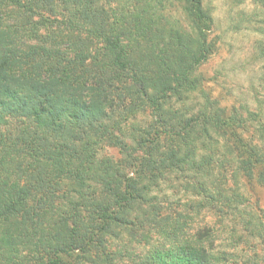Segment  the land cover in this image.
I'll return each instance as SVG.
<instances>
[{"label": "trees", "instance_id": "obj_1", "mask_svg": "<svg viewBox=\"0 0 264 264\" xmlns=\"http://www.w3.org/2000/svg\"><path fill=\"white\" fill-rule=\"evenodd\" d=\"M212 24L203 0H0V264H264V208L243 191L264 188V150L212 108L172 104L199 90ZM129 121L135 156L100 158L128 155ZM187 173L186 207L215 222L122 261L112 227L158 228L147 195Z\"/></svg>", "mask_w": 264, "mask_h": 264}, {"label": "rangeland", "instance_id": "obj_2", "mask_svg": "<svg viewBox=\"0 0 264 264\" xmlns=\"http://www.w3.org/2000/svg\"><path fill=\"white\" fill-rule=\"evenodd\" d=\"M203 5L209 11L213 24L208 36V43L212 46L211 52L198 68L201 86L198 91L189 95L185 103L173 100L172 104L175 109L190 116L210 107L227 120L232 125L233 132L238 133L244 141L258 144L259 149L264 150L263 10L253 0H203ZM140 119L143 122L144 116ZM239 122L244 124L242 129ZM133 124L135 122L129 121L117 132L132 146L128 155L124 156L120 148L105 145L100 158L125 161L127 156H135L134 149L137 145L132 139ZM227 138L233 140V135H228ZM221 141L224 144L225 139ZM135 153L142 154L140 151ZM128 174L133 176L135 172L129 170ZM186 175V179L179 174L166 177L157 187L152 186L147 195L151 197L149 202L159 203L164 207L165 212L158 228L146 226L145 230L140 231L138 225L135 228L112 227L110 234L106 236L108 248L120 251L123 257L125 256L122 261L129 263L132 258H144L159 245L170 246L174 238L169 239L167 236L175 233L179 235L182 231L184 236H189L194 226L203 227L206 222H215L217 216L186 207V204H193L195 200L200 199L199 195L184 189L183 184L192 179L191 173ZM147 183L149 181L143 180L140 185ZM91 184L94 195L98 196L99 183L95 179ZM240 184L242 186V179ZM243 186V191L251 202L264 208V188L256 181H243ZM136 214L139 213L134 216ZM82 215L90 216L88 212H83ZM143 234L146 239L136 238ZM11 249L24 251L17 243ZM68 262L88 264L85 261L76 262L74 259H68Z\"/></svg>", "mask_w": 264, "mask_h": 264}]
</instances>
